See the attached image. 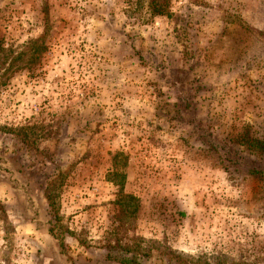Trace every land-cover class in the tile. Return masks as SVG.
Returning <instances> with one entry per match:
<instances>
[{
	"label": "rangeland",
	"instance_id": "374dc122",
	"mask_svg": "<svg viewBox=\"0 0 264 264\" xmlns=\"http://www.w3.org/2000/svg\"><path fill=\"white\" fill-rule=\"evenodd\" d=\"M251 124L264 0H0V264H264Z\"/></svg>",
	"mask_w": 264,
	"mask_h": 264
},
{
	"label": "trees",
	"instance_id": "16d2710c",
	"mask_svg": "<svg viewBox=\"0 0 264 264\" xmlns=\"http://www.w3.org/2000/svg\"><path fill=\"white\" fill-rule=\"evenodd\" d=\"M150 6L152 9L151 13L157 15L163 13L161 8H163L164 3L151 2ZM250 127H252L251 130ZM198 131L203 132L202 129H198ZM201 136L204 137L206 149L217 153V158L221 164L223 163L225 171H230L235 173L234 175L239 176L264 174V125H243L240 132L237 133L236 148L230 147L229 143L226 144L223 141L224 137L216 138L210 132L204 131ZM62 234L63 232H57V235L51 233L57 242V246L64 253V238ZM122 264L133 263L129 259H125Z\"/></svg>",
	"mask_w": 264,
	"mask_h": 264
}]
</instances>
